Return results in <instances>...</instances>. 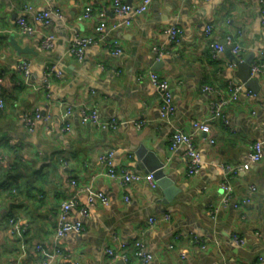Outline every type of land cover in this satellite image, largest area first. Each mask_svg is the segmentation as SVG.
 <instances>
[{"label":"crops","instance_id":"crops-1","mask_svg":"<svg viewBox=\"0 0 264 264\" xmlns=\"http://www.w3.org/2000/svg\"><path fill=\"white\" fill-rule=\"evenodd\" d=\"M121 1L135 6L140 0ZM26 5L33 34L16 30ZM112 9V0H0V264H42L47 256L49 264H125L106 249L138 238L153 255L146 264H256L264 256V70L254 76L255 89L247 88L235 60L251 55L252 64L264 53L261 0H152L146 12L118 28L112 26L124 18ZM42 11H52L47 27L34 18ZM101 25L106 45H88L79 60L70 52L71 42L98 36ZM169 27L180 30L175 42L168 40ZM46 31L55 39L43 50ZM10 34L34 53H17ZM227 38L239 43L242 53L236 57L227 47L213 56L211 43L226 44ZM160 45L165 53L157 58L152 48ZM114 47L121 52L112 54ZM23 60L29 62V85L18 70ZM157 61L160 66L153 68ZM48 66L60 77L46 79ZM150 71L171 87L176 111L168 120L160 117ZM204 84L222 96L229 86L241 85L238 98L224 107L228 123L210 121L209 134L191 126L192 119L210 115L214 95L202 90ZM63 102L72 106L65 121ZM83 106L96 108L101 120H115L117 126L82 123ZM35 111L40 118L29 130L23 118ZM140 121L143 125L136 126ZM176 129L192 134L199 150L201 163L192 176L183 148L170 149ZM253 142L262 143V159L232 176L233 197L222 204L224 165L245 162ZM140 145L164 160L166 174L179 188L166 204L158 186L145 181L121 185L106 175L99 160L112 150L115 170L145 173L137 167ZM83 187L108 198L107 205L88 207L87 217L80 214L88 198ZM74 194L77 205L68 219L81 222L82 231L60 238V253L52 255L59 204ZM164 214L168 220L148 228L150 217ZM11 218L24 228V245ZM234 235L244 243L235 242ZM127 253L128 264H141L131 245Z\"/></svg>","mask_w":264,"mask_h":264},{"label":"built area","instance_id":"built-area-1","mask_svg":"<svg viewBox=\"0 0 264 264\" xmlns=\"http://www.w3.org/2000/svg\"><path fill=\"white\" fill-rule=\"evenodd\" d=\"M152 0H140L139 3L135 6H131L127 3L122 2L121 0H112V10L119 16H122L124 19L120 22L116 23L112 28H118L122 25L127 26L131 24V21L134 16L143 14L147 11L151 4ZM261 6H262V25L264 27V0H261ZM31 9L30 6L26 5L22 9V14L16 19V30L20 33H26V34H33L36 32V29L34 26L29 22L26 13L29 12ZM57 13V12H56ZM51 14L52 11H42L35 14L34 18L37 21H41L46 27L50 25L51 23ZM88 11L85 12V16H88ZM104 26H99L98 28V36H77L73 39V41L70 44V52L74 54L79 60L83 57L84 49L92 44V43H102L106 45V36L103 33ZM211 30V26H207L205 29V32L209 34ZM166 34L168 36V40L170 42H175L178 40V37L180 35V30H178L175 27H169L166 29ZM54 35L48 31L44 32L42 34L41 40H40V48L43 50H48L52 48L54 44ZM225 46L229 47L231 53L234 56H239L243 48L239 43H234L230 38H227L226 44L224 43H211L212 48V55L216 56L218 53H221ZM153 51L155 54H157V58L162 56L165 53V46H154ZM112 54L117 55L121 52V49L118 47H114L112 49ZM18 70L23 74L24 76V82L25 84H30V70H29V62L27 60H23L18 64ZM264 70V53L261 54L260 59L253 62L250 65V76L254 77L256 74L260 73ZM55 75L56 77H60V72L56 71L54 66H48L46 68V79L49 78V76ZM148 78L150 82L154 85L155 90L158 94L159 98V113L161 119L168 120L170 119L175 111H176V105L173 99V94L171 91V87L169 86V82L166 78L160 76L155 71H150L148 74ZM0 82H1V76H0ZM44 88H47L49 85V80H46L43 84ZM202 90L205 92L212 93L214 96L209 101V117L204 120L200 119H192L191 120V126L194 130L201 131L203 133L209 134L211 131L209 122L212 120H222L224 123H228L227 119L223 115L224 107L231 101H234L238 98L239 93L241 91V85H235V86H229V92L227 96L220 95L219 91H214L213 87L210 85H203ZM2 101L0 100V107H2ZM72 110V106L70 104H65L63 102L62 104V119L65 121L67 116L70 114ZM81 113V122L82 123H90L98 128H115L117 126V122L115 120L110 121H104L100 119L99 112L96 108H88V107H81L80 108ZM40 118V113L38 111H35L32 114H28L24 116V124L25 126L31 130L33 127V124L36 120ZM143 121H140L136 124V126L143 125ZM66 129L69 128L68 124L66 123ZM210 142H213L212 139H210ZM183 148L184 154L186 156L187 160V174L189 176H192L198 172L201 160H200V153L196 146V143L194 142L193 135L185 132L181 129H176L172 136L170 137V149L172 151ZM263 150H262V143L261 142H253L249 146V150L247 152V160L242 163L238 164H230L226 163L224 165L225 169V175L221 182V188H222V204H225L228 200H230L233 197V186L231 183V178L234 175H238L250 168V165L252 163L259 162L262 159ZM112 159H113V151L107 150L104 153H102L99 156L100 162L103 164L105 168V173L107 176L117 180L120 182L121 185H127L131 182H139V181H145L149 184L152 188H157L156 180L154 179V176L151 172H132L127 169H124L122 171H117L112 166ZM71 183L73 185L76 184V181L74 179L71 180ZM251 189H254L253 186H251ZM15 192V190H12ZM80 191H84L87 193V205L85 207L80 208V214L83 217L88 216V207L94 206L96 203H99L101 205H107L108 204V198L102 193V192H95L92 193V190L90 187H83L80 188ZM125 200H129L127 196H125ZM77 205L76 195H71L67 197L66 199L62 200V202L59 204V211L56 219V226L54 231V240L55 244L53 246V253L59 254L60 248L58 244V240L62 238L64 235H66L70 231L80 232L82 231V224L79 221L71 222L69 218V211ZM169 219L168 214H164L162 217L155 218L150 217L148 219V228L154 226L158 221H166ZM10 223L13 224V231L15 234H17L20 238L22 237V232L24 231V228H21L16 220L13 218L10 219ZM233 239L238 244L242 245L244 243V239L240 238L237 235L233 236ZM23 239L21 238V243L23 244ZM21 245V246H22ZM132 246L133 248V255L136 257L141 264L148 263L153 255L152 253L147 249L145 244L142 242L140 238L135 239L131 244H127L125 242H120L118 245L113 247H108L106 249L107 254L111 258H120L122 259L125 264H128L129 261V255L127 253L128 246ZM204 244H202L203 246ZM37 248L41 250V246L38 245ZM50 258L47 256L44 258L42 264H49ZM256 264H264V256L259 257V261Z\"/></svg>","mask_w":264,"mask_h":264},{"label":"water","instance_id":"water-1","mask_svg":"<svg viewBox=\"0 0 264 264\" xmlns=\"http://www.w3.org/2000/svg\"><path fill=\"white\" fill-rule=\"evenodd\" d=\"M8 41L12 44L17 53L33 52L31 48L23 47L21 48L15 38L14 34H10ZM225 49H228L225 46ZM251 55L245 57L242 61L236 59L235 61L239 67V77L245 87L255 89L257 81L255 77L250 76V64L252 62ZM153 68H158L161 62H153ZM137 159L140 161L138 168L142 169L144 172H151L156 180L158 188L161 190L163 203H168L172 200L174 195L178 192L179 188L174 185L172 178L165 172V162L160 157H156L152 151H149L144 146L140 145L136 151Z\"/></svg>","mask_w":264,"mask_h":264},{"label":"trees","instance_id":"trees-1","mask_svg":"<svg viewBox=\"0 0 264 264\" xmlns=\"http://www.w3.org/2000/svg\"><path fill=\"white\" fill-rule=\"evenodd\" d=\"M15 188H16L15 186H11V187H10L11 191H12L13 189L16 191ZM10 189H9V190H10ZM12 192H13V191H12Z\"/></svg>","mask_w":264,"mask_h":264}]
</instances>
